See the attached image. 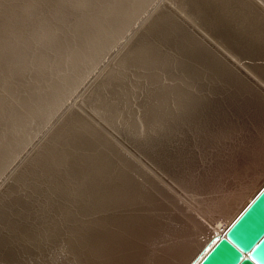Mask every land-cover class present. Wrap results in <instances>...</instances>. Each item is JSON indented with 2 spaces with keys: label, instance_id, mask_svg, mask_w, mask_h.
I'll use <instances>...</instances> for the list:
<instances>
[{
  "label": "rangeland",
  "instance_id": "374dc122",
  "mask_svg": "<svg viewBox=\"0 0 264 264\" xmlns=\"http://www.w3.org/2000/svg\"><path fill=\"white\" fill-rule=\"evenodd\" d=\"M245 1L250 3L251 0ZM244 6L240 0H147L142 11L122 32L119 42L97 59L87 57L75 67L71 62L72 50L84 52L86 47L84 44L67 45L61 62L50 61L42 75L37 74L36 66L21 77L0 75L1 99L8 100L24 114L25 122L17 125L18 130L25 125L27 128L24 138L14 141L19 146L17 159L0 173V200L10 194L5 197L7 202L0 204V264H63L64 237L54 224L55 209L48 204V195L55 191L65 194L66 190L62 189L79 184L93 170L92 160L99 152V149L94 150L89 136H83V126H75L79 123L73 121L76 112H80L86 124L105 140L109 152L120 154L126 150L124 152L140 156L150 170L167 175L166 178L172 176L187 192L200 196L216 194L218 199H212L216 204L230 189L254 181L257 168L264 167L261 155L264 144L246 148L249 142L241 133L247 132L248 125L237 123V112L249 117L251 125L263 121L264 115L254 103L235 110L236 85L230 77L241 73L225 56V51L242 56L241 49L229 42L226 35L233 27L235 14ZM64 35L65 42L75 37L71 27L65 28ZM52 48L48 44L41 50L43 54L53 55ZM141 56L166 60L168 64H140L137 58ZM66 76H79L81 83L70 86L57 110L30 118L21 102L25 98L32 99L40 90H50V84ZM175 76L179 80L173 79ZM163 84L188 86L201 94L202 99L193 115L188 116L184 107L178 118L174 115L158 131L147 136L142 121L144 110L154 103L152 91ZM5 122L3 119L0 124V137L7 131V139H13L15 129H5ZM197 129L200 131L195 132ZM3 190L5 192H1ZM7 246L18 259H4L1 249Z\"/></svg>",
  "mask_w": 264,
  "mask_h": 264
},
{
  "label": "bare ground",
  "instance_id": "6f19581e",
  "mask_svg": "<svg viewBox=\"0 0 264 264\" xmlns=\"http://www.w3.org/2000/svg\"><path fill=\"white\" fill-rule=\"evenodd\" d=\"M146 2L147 0H0V75L21 77L32 66H36L37 74L42 75L50 61L56 64L61 62L64 46L67 45L84 44L86 47L84 52L72 50L71 62L75 67H79L87 57L97 59L111 45L119 42L122 32L142 11ZM240 2L245 6L240 7L235 14L233 27L228 30L226 38L241 49L242 56L224 50L225 56L241 73L230 77L236 85L235 110L241 105L254 103L264 115V0ZM205 15L204 18L207 17ZM66 27H71L75 33V37L68 39L71 40L68 42L64 39ZM48 44L53 47V55L43 54L41 50L42 46ZM137 62L153 66L168 64L166 60L158 61L143 56L138 57ZM175 78L176 76L173 79ZM80 83L79 76L62 77L50 84V90H40L32 99L25 98L21 105L26 108L25 113L30 118L57 110L69 93L70 86ZM5 84L7 87V83ZM187 87L163 84L158 90L152 91L154 103L145 108L142 118L145 135L158 131L174 115L179 116L184 107L188 116L194 114L202 96L193 88ZM172 102L174 104L171 105ZM73 116V121L79 122L75 126H83V136H89L94 150L99 149V152L94 154L93 170L79 184L62 189L66 190L65 194L55 191L48 195V204L55 209L54 224L64 237L63 264H196L264 187V167H258V174L252 183L230 189L216 204L213 201L218 199L216 194L200 196L189 193L172 176L166 178L167 175L150 170L140 156L124 152L126 150L120 154L109 152L105 140L86 124L85 117L80 112ZM237 116L239 125H248V133H241H244V138L249 142L246 148L249 150L256 144H264V120L251 125V119L243 113L238 111ZM3 119H6L5 129L14 127L16 133L10 140L6 137L7 131L0 137V173L17 159L19 146L14 141L23 139L27 130L26 125L20 130L17 128L18 124L25 122L24 114L0 97V124ZM261 151L264 156V145L261 146ZM169 170L170 168L168 172ZM9 196L10 194L5 195L0 204L7 202L4 201L5 197ZM1 250L4 259L19 258L16 253L13 255V249L8 246Z\"/></svg>",
  "mask_w": 264,
  "mask_h": 264
},
{
  "label": "water",
  "instance_id": "95a60500",
  "mask_svg": "<svg viewBox=\"0 0 264 264\" xmlns=\"http://www.w3.org/2000/svg\"><path fill=\"white\" fill-rule=\"evenodd\" d=\"M196 264H264V187Z\"/></svg>",
  "mask_w": 264,
  "mask_h": 264
}]
</instances>
